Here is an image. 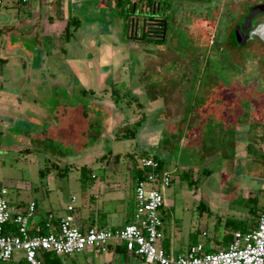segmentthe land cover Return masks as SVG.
<instances>
[{
  "label": "rangeland",
  "instance_id": "374dc122",
  "mask_svg": "<svg viewBox=\"0 0 264 264\" xmlns=\"http://www.w3.org/2000/svg\"><path fill=\"white\" fill-rule=\"evenodd\" d=\"M13 1L0 4V12L11 19L0 35V67L7 78L10 74L0 85V190L10 203L29 201L44 191L55 214L68 213L72 196L86 182L83 165L89 175L101 176L104 165L123 167L135 153L153 154L143 149L148 144L158 146L171 163L173 180L161 186V216L172 252L195 241L222 248L217 240L226 221L254 224L264 202V82L257 71L232 77L239 67L226 60V51L214 41L240 7L264 0H76L80 3L69 15L49 22L39 0L23 3L19 17ZM38 14L42 21L33 23ZM153 16L167 21L164 40L144 38ZM18 61L34 66V111L26 102L13 106V98L21 94L13 77ZM204 94L211 102H205ZM67 103L81 104L80 141L61 126L60 112L55 113ZM25 105L28 118L14 120L12 107L22 113ZM219 105L226 118L213 123L207 114L217 112ZM140 118L144 124L134 138L116 137ZM190 143L206 165L193 169V178L201 176L194 183L181 176L192 162ZM180 158L183 168L178 172ZM207 168L212 172L203 174ZM22 254L0 264H28ZM60 256L70 263L76 255Z\"/></svg>",
  "mask_w": 264,
  "mask_h": 264
},
{
  "label": "built area",
  "instance_id": "2783aa9c",
  "mask_svg": "<svg viewBox=\"0 0 264 264\" xmlns=\"http://www.w3.org/2000/svg\"><path fill=\"white\" fill-rule=\"evenodd\" d=\"M6 1L0 0V4ZM136 166L144 170V175L136 178L133 217L118 228L77 224L73 215L76 197L72 196L67 206L69 213L60 218L57 228L32 233L29 220L37 212L36 203L31 201L15 211L0 190V260H9L21 251L28 264H46L42 257L45 251L70 255L88 247L107 251L111 246H124L151 264H264V202L256 226L234 231L226 247L211 250L205 243L197 242L185 252L173 253L163 244L161 216L164 204L161 186L170 185L172 175L161 169L153 156H140Z\"/></svg>",
  "mask_w": 264,
  "mask_h": 264
},
{
  "label": "crops",
  "instance_id": "0c3cea01",
  "mask_svg": "<svg viewBox=\"0 0 264 264\" xmlns=\"http://www.w3.org/2000/svg\"><path fill=\"white\" fill-rule=\"evenodd\" d=\"M68 1V5H66ZM39 0L41 6H43L42 11H44V15L46 16V22H49L50 20H54L55 16L58 18L64 17L66 15H69L71 12L72 7L76 6L80 1L76 0ZM66 2V3H65ZM12 6L17 9V13L14 15L16 17H19V10L22 8V4L18 2L17 0L13 1ZM45 7V9H44ZM66 7L69 8V11H67ZM41 11V12H42ZM40 13V12H39ZM54 13V16H53ZM42 14H38L37 16L33 18V23H35L37 20L42 21ZM13 17V16H12ZM11 17V18H12ZM14 18V17H13ZM10 17L6 13L0 12V27L2 28V32H4L6 29L9 28L10 24ZM20 20V18L18 19ZM44 21V20H43ZM1 47H3L4 42L0 43ZM14 53L10 54L13 55ZM43 55H46V52L43 51ZM4 62L8 61L9 59H3ZM19 62L20 69L15 71V74L13 77L16 79L15 87H20L21 91L19 95H16L13 100L15 105H20L21 103H25L26 105L30 107L32 111H34L35 104H38V101L35 98V95L32 93L31 88L35 85L36 81L34 79V74H30V71L33 70L32 67L29 64L24 62ZM17 62V63H18ZM17 67H19L17 65ZM10 74L7 75L4 74V67H0V85H5L6 82L9 80ZM28 92V93H27ZM206 92V91H205ZM27 94V95H26ZM207 94V92H206ZM205 102H211L209 99V96L205 95ZM60 102L62 101L61 98H58ZM216 100V98H215ZM13 102V101H12ZM217 102H219L217 100ZM26 105L24 107V110L22 113V109L12 107V114H14V120H18L19 118H24L25 116H28V113L25 112V109L29 112V108H26ZM218 107V113L216 111L208 112V118L213 123H221L226 117L222 114V107L219 105ZM37 109L44 110L43 107L37 106ZM81 104H62L59 106V109L55 111V113L60 112V119H61V126L64 129H68V134H72L75 137V141H80L82 139L83 135V126H82V116H81ZM1 120H0V126L3 125L4 116L1 114ZM16 117V118H15ZM28 118V117H27ZM21 122L28 125V121H23V119L20 120ZM142 123L139 126V129L143 127ZM1 130V129H0ZM2 131V130H1ZM0 131V133H2ZM3 135V134H2ZM73 140V139H72ZM148 149L150 153L158 155L162 161H163V170L170 173V160L167 162L165 158L167 155L162 154L159 152L161 150L158 146L154 148V146L145 144L143 149ZM188 155L191 158V163L189 164V167L198 168V167H205L204 160L202 159V155L200 152L197 151L193 143H190L188 146ZM132 161L127 162L125 166H120V163L117 165L109 164L107 166L104 165V175L99 176L97 173L95 174L93 171H91L90 175L85 177L86 182L81 184V191L79 195H73L76 197V201L74 204V210L73 215L75 217V221L77 224H79L82 227H90V226H97V227H112V228H118L120 226L125 225L126 223L130 222L133 217V212L135 209V183L137 178V173L135 168L136 166V160L139 158L140 155L137 153L131 155ZM181 158L176 160L175 168L180 172V169L183 168L182 166ZM182 166V167H181ZM188 167V168H189ZM93 175V176H92ZM41 195L39 197H33L29 201L24 200H18L14 203H10L14 210H20L22 207L27 206L31 201H34L37 205V212L33 216L30 217L29 220V227L35 232H40V230H46L51 231L57 228L58 222L61 217L67 215L69 213V210L67 209V212L58 213L55 214L53 212V202L50 201V195L47 192H40ZM46 198H48L46 200ZM164 205V204H163ZM68 206V205H67ZM163 207V206H162ZM204 235L207 234L206 230L202 231ZM165 234V233H164ZM169 238V237H168ZM166 235L164 239V246L166 242ZM168 240V239H167ZM169 245L166 247L168 250L171 251L170 244L171 239L168 240ZM197 242H203V241H195V242H189L187 244L182 243L180 249H177L175 253H182L187 250V248ZM205 243V242H203ZM206 247L208 245L205 243ZM119 246H111L106 252L104 256L100 255V253L104 252L101 250H97L95 248L88 247L80 252L70 254L76 255L72 256V262L69 263V260H65L63 258L62 262L63 264H134L138 263L134 261L136 258L139 260H142L144 264H151L146 262L141 256L131 254L127 250L120 251L118 249ZM210 247V248H209ZM208 248L213 250V246H209ZM21 252V251H18ZM83 252V256L79 258L77 254ZM174 253V252H173ZM61 255V254H60ZM66 255V254H65ZM13 258V257H12ZM21 258H24L23 254L21 255Z\"/></svg>",
  "mask_w": 264,
  "mask_h": 264
},
{
  "label": "trees",
  "instance_id": "16d2710c",
  "mask_svg": "<svg viewBox=\"0 0 264 264\" xmlns=\"http://www.w3.org/2000/svg\"><path fill=\"white\" fill-rule=\"evenodd\" d=\"M28 1H23L21 0L20 3H26ZM233 8L236 6L235 3L232 4ZM167 23V21H166ZM235 21L233 19H230V23L228 28H226V31L222 30L219 32L218 37L216 38L215 45L218 44L219 48L221 50L226 51V57L227 61L230 62V64L237 65L239 68H234L235 73L232 77L235 76V74L238 73H244V78L248 77V75L254 73V71H257L259 78L261 81L264 82V46L261 43V41H250L246 45H241L236 42L235 40V35H234V26ZM2 34V28L0 27V35ZM222 36V37H221ZM220 38V39H219ZM150 40V39H148ZM164 40V39H161ZM158 40V41H161ZM238 71V72H237ZM253 75V74H252ZM235 81V79L233 80ZM218 82V81H217ZM209 93V92H208ZM206 94V93H205ZM204 94V95H205ZM215 94V92H213ZM212 93L210 95H213ZM143 118H140L136 121L135 126L132 128H127L124 132H120L116 135L117 138H134L137 135V131L139 129V126L142 124ZM142 156H153L155 159H157L160 163V168L163 169V161L162 159L156 155V154H149L147 152H144L141 154ZM119 157V154H117ZM71 168L70 165L65 166L63 168V172H61V175H65L67 171ZM193 167H189L187 169H184L181 173L182 178L189 180V182L194 183L196 181H199V176L198 178H193ZM137 177H143L144 175V170L140 168H135ZM212 170L210 168H207L204 170L203 174H210ZM81 175L82 178L85 179L86 176L89 175V170L88 168L83 165L81 167ZM256 206L252 207L254 210ZM259 214V211H258ZM258 214H257V219H258ZM257 219L254 222L253 225L248 226L243 220H228L225 223V228L224 232L222 235L221 240H217L219 242H222L224 247H226L230 241L233 238V233L236 230H241V231H247L251 228H254L257 224ZM230 230H233L231 232ZM30 231L32 233H38L35 232V230L30 228ZM46 230H40V233H46ZM118 249L120 251H125L126 248L124 246H119ZM42 257L45 261L46 264H63L62 259L60 254H56L51 251H45L42 254Z\"/></svg>",
  "mask_w": 264,
  "mask_h": 264
},
{
  "label": "water",
  "instance_id": "95a60500",
  "mask_svg": "<svg viewBox=\"0 0 264 264\" xmlns=\"http://www.w3.org/2000/svg\"><path fill=\"white\" fill-rule=\"evenodd\" d=\"M245 9V14L234 27L236 42L246 45L250 41H261L264 46V1L246 5ZM258 16L261 18L257 20Z\"/></svg>",
  "mask_w": 264,
  "mask_h": 264
},
{
  "label": "flooded vegetation",
  "instance_id": "af4514ba",
  "mask_svg": "<svg viewBox=\"0 0 264 264\" xmlns=\"http://www.w3.org/2000/svg\"><path fill=\"white\" fill-rule=\"evenodd\" d=\"M258 3H260V2H258ZM235 4H236V6L234 8L239 6L238 2L235 3ZM240 9L241 10L238 11V15L235 16L236 19L234 20V18H232L235 21V24H234L233 28L241 20V18L243 17V15L246 12V9L244 7H240ZM260 18H261V16H258L257 20L260 19ZM147 23H149V24H147L148 26H146V27H148V29H146V30L149 33H147L145 31L146 33L144 35V38L150 39V40H161V39L165 38L167 23H166V20L164 18H162L161 16H153L152 18L149 19V21H147ZM164 28H165V30H164ZM146 34L151 35V37H145ZM234 35H235V31H234Z\"/></svg>",
  "mask_w": 264,
  "mask_h": 264
}]
</instances>
